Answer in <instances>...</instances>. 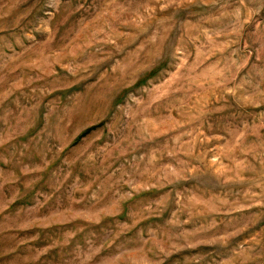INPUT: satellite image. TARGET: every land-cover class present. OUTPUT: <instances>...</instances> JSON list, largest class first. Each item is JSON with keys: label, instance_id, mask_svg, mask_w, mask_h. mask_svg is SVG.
Segmentation results:
<instances>
[{"label": "rangeland", "instance_id": "1", "mask_svg": "<svg viewBox=\"0 0 264 264\" xmlns=\"http://www.w3.org/2000/svg\"><path fill=\"white\" fill-rule=\"evenodd\" d=\"M0 264H264V0H0Z\"/></svg>", "mask_w": 264, "mask_h": 264}]
</instances>
